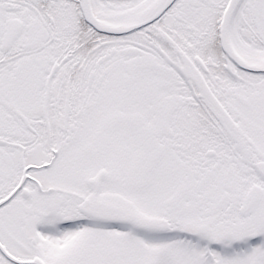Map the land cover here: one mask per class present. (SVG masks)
<instances>
[{
    "label": "snow or ice",
    "instance_id": "snow-or-ice-1",
    "mask_svg": "<svg viewBox=\"0 0 264 264\" xmlns=\"http://www.w3.org/2000/svg\"><path fill=\"white\" fill-rule=\"evenodd\" d=\"M0 264H264V0H0Z\"/></svg>",
    "mask_w": 264,
    "mask_h": 264
}]
</instances>
